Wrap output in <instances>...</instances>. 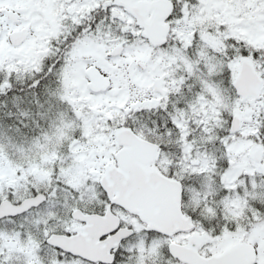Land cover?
<instances>
[{"label":"snow or ice","instance_id":"6c2138e0","mask_svg":"<svg viewBox=\"0 0 264 264\" xmlns=\"http://www.w3.org/2000/svg\"><path fill=\"white\" fill-rule=\"evenodd\" d=\"M0 264H264V0H0Z\"/></svg>","mask_w":264,"mask_h":264}]
</instances>
